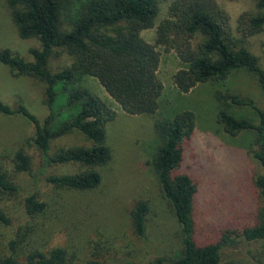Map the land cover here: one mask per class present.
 Instances as JSON below:
<instances>
[{"label":"trees","instance_id":"trees-1","mask_svg":"<svg viewBox=\"0 0 264 264\" xmlns=\"http://www.w3.org/2000/svg\"><path fill=\"white\" fill-rule=\"evenodd\" d=\"M8 18L15 33L22 39L38 38L40 44L31 47L33 60L14 53L11 48L0 50V64L15 76L26 75L44 82L45 104L50 109L42 119L18 101L12 106L0 95V116L21 114L30 120L29 140L40 149L42 160L33 170L31 156L21 149L15 154V169L27 171L35 183L41 178L58 187L86 190L98 186L104 164L113 157L108 144L106 124L117 112L106 100L90 91L83 80L94 77L127 114L154 116V126L160 144L153 158L159 182L174 207L176 218L184 230V249L176 257H157L151 264H223L224 243L201 241L195 233L192 215L198 185L187 172H178L184 159V145L194 135L195 115L183 110L173 116H157L161 106L163 85L158 76L161 48L173 49L182 66L173 75V85L181 93L197 84L224 80L235 68L246 67L258 76L264 95V68L246 47V39L264 28V0H257L256 14L244 12L237 18L240 37L232 31L230 14L216 0H4ZM166 3V13L160 16ZM159 15V17H158ZM154 28L152 42L143 37L144 30ZM67 52L73 62L53 69L52 56ZM66 102L55 108L59 96ZM218 121L227 132L243 129L255 131V145L249 149L261 170L254 182L264 197V107L236 93L220 92ZM63 98L62 101H65ZM250 105L257 109L259 120L238 118L230 105ZM83 134L89 144H74L51 151V142L70 132ZM56 165H76L70 172L53 173ZM0 189L16 192L19 185L0 166ZM48 206L36 191L28 192L25 212L29 215ZM150 204L138 200L130 210L135 232L146 236V215ZM0 221L11 219L0 207ZM243 235L264 243V218L245 227ZM227 242V240H225ZM14 240L11 242L12 246ZM62 245L50 249L33 247L25 255L7 253L0 264H142L131 259L108 262L98 258H78ZM255 264H264L256 258Z\"/></svg>","mask_w":264,"mask_h":264},{"label":"rangeland","instance_id":"rangeland-1","mask_svg":"<svg viewBox=\"0 0 264 264\" xmlns=\"http://www.w3.org/2000/svg\"><path fill=\"white\" fill-rule=\"evenodd\" d=\"M216 1L229 12L232 31L239 37L237 18L244 12L256 14L259 11L257 0ZM166 7L165 3L160 16L166 13ZM8 12L6 2L0 0V50L11 48L31 61L33 56L29 49L40 42L35 37L20 38L10 25ZM142 34L152 42L154 28L144 30ZM246 47L264 68V28L246 39ZM72 62V56L61 52L52 56L49 65L56 70ZM181 66L173 49L161 48L158 76L163 93L157 116H173L183 110H190L195 115L194 135L184 145V159L177 171L191 174L198 185L192 209L196 236L201 241L211 239L224 243L223 264H255L256 258L264 260V243L247 239L242 231L264 218V197L254 182V175L261 168L249 153L255 145V131L227 132L217 116L221 106L220 92L236 93L252 100L257 107H264L258 76L246 67L235 68L224 80L200 83L189 92L181 93L172 82L174 73ZM83 84L117 112V116L106 124L113 157L101 167L102 179L95 188L58 187L42 178L35 183L29 172L16 170L14 152L17 149L31 156L33 170L39 167L42 154L29 140L30 120L26 116H0V166L20 187L16 192L0 189V207L11 219L10 224L0 221V258L7 253L24 256L33 247L48 250L57 245L67 247L80 259L98 258L111 263L131 259L151 264L157 257L171 258L182 254L184 230L152 163L160 144L154 116L127 114L94 77L87 76ZM0 95L15 107L22 101L41 119L50 112L44 102V82L26 75L15 76L2 64ZM63 98V95L57 98V110L66 102ZM228 109L238 118L259 120L257 109L250 105L233 104ZM89 142L83 134L73 131L51 142V151ZM77 168L76 165H56L48 171L61 173ZM30 191H36L47 201L44 211L32 215L25 212V198ZM140 199H146L150 204L144 238L135 232L130 216L131 208Z\"/></svg>","mask_w":264,"mask_h":264}]
</instances>
